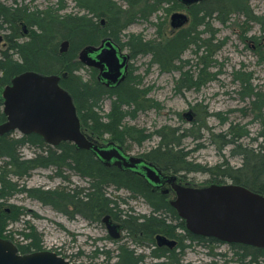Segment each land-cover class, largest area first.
<instances>
[{
  "label": "trees",
  "instance_id": "1",
  "mask_svg": "<svg viewBox=\"0 0 264 264\" xmlns=\"http://www.w3.org/2000/svg\"><path fill=\"white\" fill-rule=\"evenodd\" d=\"M249 1L195 2L189 10L192 17L190 27L161 43H151L135 35L129 36L123 42V32L133 21L147 22L164 6L179 3L176 0H76L77 7L86 14L67 16L55 15L50 11L29 12L25 7L10 10L0 4V30L5 25L9 33L6 35L9 48L0 51V90L23 72L59 75L60 86L73 99L82 132L94 142L95 138L109 135V142L122 145L124 140H131L133 134L123 123L127 117L134 119L136 113L144 111L142 103L145 102V94L137 88L138 84L130 79L131 75L115 89L104 87L96 81L95 76L92 82L83 81L78 76V72L85 68L78 60L79 52L86 46H98L103 39L111 38L122 48H128L131 59L138 55H149L151 62L164 71L179 69L175 64L181 62L182 55L190 47L195 48V55L198 51L201 53L199 60L204 63L211 57L208 46H204L205 42L201 43L203 33L207 32L205 27H209L212 20L225 24L229 16L234 14L258 21L259 18L254 16L249 8ZM20 21H25L37 31L27 36L20 35L17 29V23ZM201 28L205 31H201ZM64 41H68L69 45L67 51L61 53L60 46ZM202 74L203 70L199 78ZM242 85L244 89L249 90L247 97L251 98L250 108L253 111H261L264 97L258 92H253L246 83L242 82ZM104 99L113 101L106 121L100 115ZM3 102L0 93V124L5 122ZM256 118L258 119V116ZM241 130L237 132L234 126H230L228 131L220 136L224 138L222 146H233L232 155L241 158L240 167H215L208 172L211 182L209 185H221L229 181L264 196V142L257 144L255 149L244 147L239 141L248 134L244 128ZM162 141L164 137L156 148L143 157L163 171H184V168H179V165H182L181 154L174 149L179 146V142ZM23 148L33 149L34 157L24 159L20 154ZM36 169L53 170L59 178H63V173L72 172L88 181L87 188L47 191L40 199H59L61 207H57L58 209L68 205L72 207L73 213L88 221H100L104 216L110 215L123 225L127 243L135 244L139 249L149 247L151 253L148 259L153 264H179L181 252H177V258L174 259L175 252L169 253L155 248L156 236L167 232L173 235L170 228L173 227L174 221L176 228L184 226L185 223L163 194L155 189L152 191L138 175L103 164L90 150L77 149L71 142L51 146L37 134L14 136L12 132L0 137L1 238L8 240V227L19 222L22 215L20 208L5 203L21 191L18 180L28 177ZM110 189L126 191L128 196L125 198L127 200L123 199L124 204L128 200H140L152 209V213L149 216H141L120 210L118 202L107 194ZM23 229L24 232L19 233L24 240L17 246L19 253L27 255L42 251L43 244L39 234L26 226ZM183 229L191 236L190 245L210 248L222 243L213 238L193 235L185 227ZM127 243L117 246V254L114 257L109 251L98 252L95 259L102 257V261L93 264H143L146 259L144 255L138 254L136 249H132ZM190 245L180 244L179 251H185ZM228 247L235 257V264H264V248L242 244H228Z\"/></svg>",
  "mask_w": 264,
  "mask_h": 264
},
{
  "label": "rangeland",
  "instance_id": "2",
  "mask_svg": "<svg viewBox=\"0 0 264 264\" xmlns=\"http://www.w3.org/2000/svg\"><path fill=\"white\" fill-rule=\"evenodd\" d=\"M75 1L0 0V4L10 10L26 7L29 12L50 11L59 16L86 14ZM248 5L253 15L259 18L258 21L234 14L225 24L212 20L210 26L205 27L207 32L203 33L201 43L205 42L204 46H208L211 57L204 63L199 60L201 53L198 51L195 55V48L192 47L182 55L181 62L175 64L179 69L161 70L151 62L149 55H138L130 62L133 70L130 79L145 94V102L142 103L144 111L136 113L134 119H125L123 125L133 134L131 140H124L120 147L130 156L141 158L156 148L162 137V142H179L174 149L181 154L182 165L179 168H184V171L166 174L167 177H176L175 183L179 179L183 185L206 187L211 184L208 172L215 167H240L241 158L231 153L233 146H222L224 138L220 136L230 126H234L237 132H241L242 128L247 131L248 135L239 141L244 147L255 149L257 144L264 142V103L261 111H253L250 108L251 98L247 97L249 90L242 85V82L246 83L253 92L264 97V0H250ZM177 12L189 18L181 29H174L170 25L172 14ZM191 24L189 10L179 3H172L161 8L147 22L133 21L123 32L122 41L135 35L151 43H161L188 29ZM17 29L23 36L37 31L25 21L17 23ZM25 30L27 33H24ZM7 34L6 27H3L0 30L3 38L0 51L9 48ZM124 49L126 53L129 52L127 48ZM93 73L85 67L78 72V76L83 81L92 82ZM2 92L3 89L0 90L1 95ZM112 102L104 99L101 103L100 115L105 121ZM13 135L21 134L15 131ZM95 140L98 145H106L111 139L105 135ZM20 154L24 159H31L35 153L33 149L23 148ZM18 183L21 191L5 203L22 210L19 222L8 227L6 233L8 240L16 246L24 242L19 233L24 232L23 227L26 226L39 234L44 251L55 252L73 264H93L102 261V257L95 259L98 252L109 251L114 257L117 244L127 243L126 233L122 230L120 240L111 242L102 219L88 221L73 213L68 205L58 209L61 207L59 199H40L47 191L87 188L86 179L72 172L63 173V178H59L53 170L36 169ZM226 184L232 183L227 181ZM171 193L167 196L169 199L173 198ZM107 194L118 202L120 210L141 216L150 214L149 207L140 200H128L124 204L122 201L128 196L124 190L110 189ZM127 244L130 247L133 245ZM187 244L183 243L184 246ZM148 248L142 252L136 248V251L147 258L145 264H153L148 259ZM180 259L179 264H235V257L225 243L210 248L190 245L181 252Z\"/></svg>",
  "mask_w": 264,
  "mask_h": 264
},
{
  "label": "water",
  "instance_id": "3",
  "mask_svg": "<svg viewBox=\"0 0 264 264\" xmlns=\"http://www.w3.org/2000/svg\"><path fill=\"white\" fill-rule=\"evenodd\" d=\"M186 4L200 0H182ZM188 22L182 13H174L170 23L180 28ZM2 36H0V42ZM68 41L61 44L60 52L68 48ZM128 55H121L110 38L99 46H86L78 60L86 67L100 69V79L108 86H115L125 78ZM59 75L23 72L4 87L3 114L6 121L0 124V137L18 131L22 136L37 134L51 146L71 142L77 149L90 150L105 165H117L123 171L141 170L139 174L152 185L168 182L175 192L170 205L185 221L186 229L196 236L213 238L225 244H242L264 248V196L234 184H212L206 187L182 186L176 177L167 180L151 163L140 157L125 155L115 143L102 147L90 140L82 131L80 119L71 95L60 86ZM103 222L112 239L120 237L122 228L112 223L110 217ZM158 245H173L157 236ZM0 264H73L51 251H37L22 255L15 244L0 237Z\"/></svg>",
  "mask_w": 264,
  "mask_h": 264
},
{
  "label": "flooded vegetation",
  "instance_id": "4",
  "mask_svg": "<svg viewBox=\"0 0 264 264\" xmlns=\"http://www.w3.org/2000/svg\"><path fill=\"white\" fill-rule=\"evenodd\" d=\"M177 2H179V4L180 5H182L183 7H185V8H187L188 10H190V8H191V6H193V3H191V4H186V3H184L182 0H176ZM203 0H200V1H198L199 3H201ZM76 2V1H75ZM26 8V7H25ZM178 13V12H177ZM187 16V15H186ZM188 17V16H187ZM188 20H189V18H188ZM103 24H104V21L102 22ZM170 25H171V23H170ZM22 26L23 27H25V24L24 23H22ZM3 27H6L5 25H3ZM172 27V26H171ZM173 28V27H172ZM6 29H7V27H6ZM174 29H179V28H174ZM180 29H181V27H180ZM24 33H27V30H25V32ZM111 39V38H110ZM2 41H3V38H2ZM1 41V42H2ZM111 41H112V43L118 48V52H119V54H121V55H128L129 56V59H128V61H127V64H126V70H125V78L122 80V81H120L117 85H115V86H108L107 85V83L106 82H103L101 79H100V75H101V71H100V69H97V68H95V67H90V69L94 72L93 74H94V76H95V79H96V81L98 82V83H100L101 85H103L104 87H106V88H108V89H115V88H117L121 83H123L128 77H129V75H132L133 74V70H132V66H131V64H130V62H131V60H133V59H131V56H130V53L128 52V53H126L125 52V49L124 48H122L118 43H116L115 41H113V39H111ZM0 42V43H1ZM101 43V42H100ZM100 45V44H99ZM98 45V46H99ZM128 49V48H127ZM89 68V67H88ZM110 100V99H109ZM140 112V111H139ZM187 115H190V113H188ZM128 119H129V117H127ZM108 144H110V143H108ZM107 145V144H106ZM106 145H100V146H102V147H104V146H106ZM118 146H120V145H117V147ZM121 150H122V152H124V154L125 155H128V156H130L128 153H126L122 148H121ZM142 159H143V161L145 162V163H151V162H149L147 159H145L144 157H141ZM157 170H159L161 173H162V176L167 180V178H169V177H167V171H163V170H161V169H159L156 165H154L153 163H151ZM111 167H117V168H119L116 164L115 165H113V166H111ZM120 169V168H119ZM121 170V169H120ZM123 171V170H122ZM125 172H128V173H132V174H135V175H138L139 177H141V178H143L144 179V182L145 183H147V185L152 189V191L155 189V190H158L161 194H163L165 197H166V199L165 200H167L168 202H170L171 200H173L174 199V197H175V194H174V192H173V190H172V187H171V185L168 183V182H166L165 181V184L164 185H152L145 177H143V175L141 176L140 174H143L144 172L143 171H141V170H139V169H137V170H134V171H125ZM140 174H139V173ZM177 180V179H176ZM177 183L178 184H180V185H183L182 183H180L179 182V179H178V181H177ZM173 193V198L172 199H169L167 196H168V194H170V193ZM171 193V194H172ZM171 196V195H170ZM143 202V201H142ZM144 204H146L145 202H144ZM148 206V205H147ZM149 207V206H148ZM149 209H150V214L152 213V209L149 207ZM149 214V215H150ZM148 215V216H149ZM109 217H110V219H111V221H112V223H114V224H119V225H122L118 220H116V218H112L110 215H109ZM116 217V216H115ZM115 219V220H114ZM172 225H173V227L172 228H170V231H172L174 234H176L177 232L178 233H180L179 235L178 234H176L175 236H173L172 234H168V232L167 233H165V234H159L158 236H162V237H164V238H166L168 241H172V242H175L173 245H166V244H163V245H158L157 244V242H156V237H155V244H156V247L155 248H157V249H163V250H165V251H167V252H169V253H172V252H175L174 253V256H176V254H177V252H182V251H179V245L180 244H182L183 245V243H188L187 245H189L190 243H191V241H190V237L191 236H189L185 231H184V227L186 228V226H185V223H184V226L182 225V227H179V228H176V222L174 221L173 223H172ZM123 226V225H122ZM123 231V230H122ZM109 237V236H108ZM120 238H121V236L118 238V239H116V240H113V239H111L110 238V240H111V242H118L119 240H120ZM180 240V241H179ZM181 240H182V242H181ZM183 240H185V241H183ZM118 245H120V244H117V246ZM117 246H116V248H117ZM131 248L132 249H136V248H138V247H136V245L135 244H133L132 246H131ZM178 248V249H177ZM146 250V248L145 247H141L140 248V251L142 252V250ZM177 249V250H176ZM149 250V249H148ZM151 253V250H149V254ZM142 254V253H141ZM147 259V258H146ZM146 259L143 261V264H145V261H146ZM114 260V259H113ZM115 260H116V258H115Z\"/></svg>",
  "mask_w": 264,
  "mask_h": 264
}]
</instances>
